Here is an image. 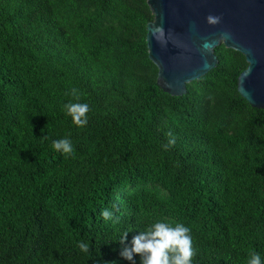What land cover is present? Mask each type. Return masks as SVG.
Returning a JSON list of instances; mask_svg holds the SVG:
<instances>
[{"label": "trees", "instance_id": "1", "mask_svg": "<svg viewBox=\"0 0 264 264\" xmlns=\"http://www.w3.org/2000/svg\"><path fill=\"white\" fill-rule=\"evenodd\" d=\"M152 19L146 0H0V264H129L121 234L156 220L191 229L193 264L264 261V107L237 91L245 57L220 44L170 95ZM77 102L84 127L65 112ZM65 138L71 155L51 147Z\"/></svg>", "mask_w": 264, "mask_h": 264}, {"label": "water", "instance_id": "2", "mask_svg": "<svg viewBox=\"0 0 264 264\" xmlns=\"http://www.w3.org/2000/svg\"><path fill=\"white\" fill-rule=\"evenodd\" d=\"M153 19L146 25L148 57L157 68L159 88L174 96L217 63L214 48L223 44L244 55L247 66L237 79V91L253 107H264V0H146ZM209 15L220 22L210 24ZM162 25L167 46L150 34ZM225 37V38H224ZM205 41L213 42L209 50Z\"/></svg>", "mask_w": 264, "mask_h": 264}, {"label": "clouds", "instance_id": "3", "mask_svg": "<svg viewBox=\"0 0 264 264\" xmlns=\"http://www.w3.org/2000/svg\"><path fill=\"white\" fill-rule=\"evenodd\" d=\"M206 20L210 24H217L220 22V17L209 15ZM148 31L157 43L167 46L169 41L164 38L165 30L162 25L153 23ZM213 46V42L205 41L203 49L209 51ZM71 95L78 98V90L73 88ZM89 111L90 107L87 103L77 102L65 105L66 115L77 127H84L88 123ZM169 137L168 144L164 145L165 149L176 142L172 133H169ZM51 147L63 155L74 153L71 141L66 138L52 141ZM101 215L105 221L113 218V213L107 209ZM131 231V228L124 231L118 240L122 245L120 256L129 264H137V257L139 264H193L195 250L191 229L184 224L156 220L128 239V233ZM78 247L82 252H88V244L80 242ZM247 264H264V261L258 252H253Z\"/></svg>", "mask_w": 264, "mask_h": 264}]
</instances>
